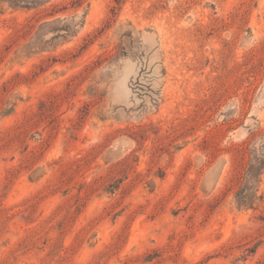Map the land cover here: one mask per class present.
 <instances>
[{"label": "rangeland", "instance_id": "374dc122", "mask_svg": "<svg viewBox=\"0 0 264 264\" xmlns=\"http://www.w3.org/2000/svg\"><path fill=\"white\" fill-rule=\"evenodd\" d=\"M24 1L0 2V140L30 119L0 148V264L264 259V203L235 205L264 142V0ZM59 18L77 33L24 51Z\"/></svg>", "mask_w": 264, "mask_h": 264}, {"label": "trees", "instance_id": "16d2710c", "mask_svg": "<svg viewBox=\"0 0 264 264\" xmlns=\"http://www.w3.org/2000/svg\"><path fill=\"white\" fill-rule=\"evenodd\" d=\"M0 2L6 6L12 7L14 9H20V8H30L28 6H33L34 2L24 1V0H0ZM27 3V5H26ZM38 4V3H36ZM24 5V6H22ZM70 18H59L52 21H46L42 23L36 32V35L34 37V40L32 39L25 47L24 51L30 53L31 51L35 49H40L42 52L46 49V46L48 44H52L54 40L61 39L64 41L65 39H68L70 37H73L78 30V27L71 28L70 21L74 20ZM75 21V20H74ZM56 23H60L64 25L61 29L55 31L53 36L49 39L46 37H43V29L54 25ZM43 37V38H42ZM58 41H55V43ZM54 44V43H53ZM14 107L11 109H6L2 112L3 116H11L14 113ZM30 119L26 120L23 126L19 127H12L10 129V133L7 137H4L0 140V148H3L5 145H11V144H23L25 142V131L23 132V129L26 126H29ZM28 149V146H27ZM26 149V150H27ZM252 159L250 162L249 169L247 170L246 175L239 176L236 178L237 181V189L235 193V205L236 208L239 211H256L259 209L260 205L264 203V193L260 191V185L262 183V176L264 173V142H261L256 149H254L252 153ZM80 160L79 162H81ZM82 167V164H78L76 169L79 170ZM67 172H65L66 174ZM64 174V175H65ZM64 181H62L63 183ZM264 222V220L262 219ZM253 243L250 242L248 244H245L243 247L244 252L242 255V258L236 259L235 264H246L249 257L255 256L257 254L258 246L252 245ZM257 264H264V259L260 260Z\"/></svg>", "mask_w": 264, "mask_h": 264}]
</instances>
